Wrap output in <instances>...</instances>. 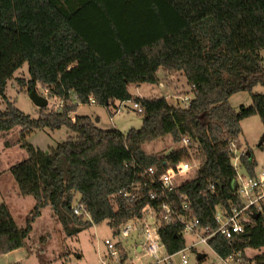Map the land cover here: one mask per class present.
<instances>
[{
  "label": "trees",
  "instance_id": "1",
  "mask_svg": "<svg viewBox=\"0 0 264 264\" xmlns=\"http://www.w3.org/2000/svg\"><path fill=\"white\" fill-rule=\"evenodd\" d=\"M262 51L264 0H0V98L7 99L8 83L27 63L30 78L19 80L21 86L30 93L42 85L50 98L65 102L49 113L41 109L38 119L8 100L0 111V136L18 130L28 153L10 172L20 195L35 200L24 228L0 204V256L26 245L32 223L47 207L69 236L103 222L117 235L145 205L158 208L165 201L179 210L187 204L193 218L215 229L217 209L237 202L233 145L242 149L241 122L253 116L264 121V94L253 93L264 86ZM161 69L185 76L193 93L188 108L130 92L131 86L158 84ZM241 92L252 94V104L236 110L229 100ZM130 101L144 108L140 129L106 130L90 116H72L79 105H100L114 115ZM62 128L72 136L48 155L26 142L35 131ZM164 139L172 142L169 156L168 150H144ZM190 161L198 163L194 176L164 195L140 176L150 167L159 176ZM240 166L257 175V162L245 151ZM75 202L83 206L82 216L74 214ZM182 230L177 222L161 229L169 253L186 246ZM210 245L222 256L263 253L264 216L231 241L218 235ZM122 256L127 259L126 252ZM253 259L263 262L264 254Z\"/></svg>",
  "mask_w": 264,
  "mask_h": 264
},
{
  "label": "rangeland",
  "instance_id": "2",
  "mask_svg": "<svg viewBox=\"0 0 264 264\" xmlns=\"http://www.w3.org/2000/svg\"><path fill=\"white\" fill-rule=\"evenodd\" d=\"M264 59V51L261 52ZM159 82L156 85L144 84L139 87L131 86L130 92L133 95H142L146 98L161 99L165 98L173 104L179 103L185 97L193 98L192 88L188 84L185 76L178 74L168 75L163 69L160 70ZM30 78L28 64L18 70L12 81L8 83L6 100L0 98V111L7 109V100L12 102L20 111L29 115L33 119L41 116V109L30 99L28 88L22 87L19 80L27 82ZM138 88V89H137ZM37 92L49 101L46 112L59 109L61 101L57 98H50L46 87L38 85ZM253 93L264 94V86L258 85ZM181 99V100H179ZM230 105L234 109L241 106L252 104V94L241 92L233 95ZM90 116L102 129H118L121 132H128L131 129H140L143 126V114H139L133 108V101L125 102L114 115L100 105H79L78 110L72 116ZM97 122V120H100ZM242 143L241 152H246L249 158H254L257 162L256 173L264 172V121L259 116H253L241 122ZM72 134L67 128L60 130H41L35 131L26 137V142L44 152L56 148L65 142ZM19 131L15 130L6 138L0 136V204H6L12 217L16 220L19 227L24 228L28 224V218L32 215L35 207L33 197H23L20 195L18 185L10 172V168L25 161L28 153L25 148L18 143ZM6 142L11 143V147L5 146ZM172 142L170 139L160 140L156 143L144 146L148 154L162 155L166 150H170ZM192 166H197V162L190 161ZM240 174L249 173L241 166L238 167ZM195 168L182 178L184 181L192 178ZM77 205V202H75ZM82 216V215H80ZM85 216V215H84ZM87 217V216H86ZM89 218V217H87ZM120 236H116L113 229L103 222L93 225L90 229L78 235L69 236L64 230L63 225L54 216L49 207L43 210L41 217L32 223V231L23 248L0 256V264H118L116 259L106 257L107 248L105 241L110 240L116 243ZM142 242L141 236L133 234L129 239H124V244L129 249V257L122 264H151L153 260L142 252H137L135 244ZM196 239L187 236L186 248L188 264H213L219 262L218 257L207 245L200 244L197 251L190 249ZM197 253H202L206 259L198 261ZM259 252L247 250L246 256L254 258ZM172 264H181L179 257L173 259Z\"/></svg>",
  "mask_w": 264,
  "mask_h": 264
},
{
  "label": "built area",
  "instance_id": "3",
  "mask_svg": "<svg viewBox=\"0 0 264 264\" xmlns=\"http://www.w3.org/2000/svg\"><path fill=\"white\" fill-rule=\"evenodd\" d=\"M181 100V99H179ZM191 98L185 97L181 100L183 106L188 108L191 103ZM92 104L95 101L92 100ZM124 103L120 104V107ZM65 102L60 103L59 109L63 108ZM133 108L139 114L144 113V108L141 104L133 102ZM190 142L184 140L183 146H188ZM234 156L233 164L237 172V179L235 185V198L237 202H230L229 207H219L215 215V223L217 227L212 229L211 227H205L202 225L199 219L193 218L192 213L187 204H184L181 210L176 208V205L172 201H165L158 208L153 207L151 204L145 205L140 212V216H136L133 219L128 220L121 225L119 232L116 236H121L122 239H118L116 243L110 240L105 241L107 248V255L111 259H116L118 264L124 263L129 257V249L124 244V239H129L135 233L142 238L140 244H135L137 252H142L150 257L153 262L151 264H172L175 257H179L181 264H188V255L186 246L178 252L169 253L161 242L160 231L165 226H170L174 223H180L183 225L181 234L185 238L191 236L196 239L190 246V249L197 251V247L200 244L207 245L212 249L219 259V262L213 264H264V261L249 258L243 252H236L228 256H222L217 253L210 245V241L218 235L223 236L225 239L231 241L236 235L246 232L247 227L251 224L253 216H264V172L257 174L256 176L243 175L238 171L240 166V159L243 154L241 149H237L235 144L233 145ZM197 168L192 166L189 162H182L178 165L168 167V169L161 175L156 176V169L150 167L143 172L140 176L148 177L152 183L158 184L162 189V195L166 191L175 189L182 184L183 177L187 176L191 170ZM148 187V184H146ZM121 194L125 198L131 200V194L128 192ZM151 199L155 198L153 192L150 193ZM184 212H188L184 214ZM84 208L81 205H77L74 209L75 215H82ZM123 252L127 253V259L122 256ZM202 253H197L198 255ZM258 254L263 255L264 252ZM103 264V263H101Z\"/></svg>",
  "mask_w": 264,
  "mask_h": 264
},
{
  "label": "water",
  "instance_id": "4",
  "mask_svg": "<svg viewBox=\"0 0 264 264\" xmlns=\"http://www.w3.org/2000/svg\"><path fill=\"white\" fill-rule=\"evenodd\" d=\"M30 99L33 101V103L39 107L40 109H44L47 108L49 105V101L47 98L41 96L38 94L36 89H33L30 93ZM97 122H99V120H97ZM173 152V149H170L167 153H166V157L169 156L171 153ZM47 155L49 154V151L45 152ZM164 165H167V162L164 163ZM219 188L222 190L224 187L218 183ZM254 220H258L259 219V215H255L253 216ZM205 258L204 254H199L198 255V261H201L202 259Z\"/></svg>",
  "mask_w": 264,
  "mask_h": 264
},
{
  "label": "crops",
  "instance_id": "5",
  "mask_svg": "<svg viewBox=\"0 0 264 264\" xmlns=\"http://www.w3.org/2000/svg\"><path fill=\"white\" fill-rule=\"evenodd\" d=\"M182 75V74H181ZM135 87H137V86H135ZM139 87V86H138ZM138 89V88H137ZM134 96H138V95H134ZM138 97H141V98H146V97H144V96H142V95H139ZM99 121H101V119L99 120ZM114 129H116V128H114ZM118 130V129H117Z\"/></svg>",
  "mask_w": 264,
  "mask_h": 264
}]
</instances>
